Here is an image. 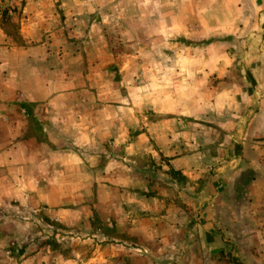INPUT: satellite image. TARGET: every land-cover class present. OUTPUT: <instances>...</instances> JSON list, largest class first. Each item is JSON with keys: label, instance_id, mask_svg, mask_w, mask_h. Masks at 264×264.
I'll list each match as a JSON object with an SVG mask.
<instances>
[{"label": "crops", "instance_id": "1", "mask_svg": "<svg viewBox=\"0 0 264 264\" xmlns=\"http://www.w3.org/2000/svg\"><path fill=\"white\" fill-rule=\"evenodd\" d=\"M73 1L0 0V264H72L71 257L45 250L41 240L48 236V224L55 223L63 251L66 243L80 241L81 230L92 231L93 216L114 233L101 253L94 251L96 258L119 255L122 260L134 245L148 260L167 264H264V0H217L218 11L225 12L217 19V36L239 37L233 45L219 43L221 52H233L220 68L233 69L243 89L234 95L232 115L222 121L233 132L231 141L221 144L218 157L202 159L214 168L184 208L171 200L178 196L171 175H164L169 189L159 182L142 183L125 165L111 169L113 186L97 183L91 189L78 182L83 163L76 152L86 142L76 136L77 113L60 107L74 96L78 78L67 67L60 34L71 19L72 31H78L83 12L76 11V3L83 10L105 2ZM8 22L15 24L19 42L5 27ZM17 103L34 105L31 116ZM155 147L159 170L194 179L191 149L179 153L175 142L161 136ZM242 172L251 179L242 183ZM93 173H99L97 164ZM50 180L56 183L53 204L47 196ZM235 183L242 188L239 198L232 190ZM13 245L19 250L6 248Z\"/></svg>", "mask_w": 264, "mask_h": 264}, {"label": "rangeland", "instance_id": "2", "mask_svg": "<svg viewBox=\"0 0 264 264\" xmlns=\"http://www.w3.org/2000/svg\"><path fill=\"white\" fill-rule=\"evenodd\" d=\"M102 1L104 5L86 10L81 9L80 3L74 5L76 11L83 12L78 31H72L74 19L67 25L61 23L65 28L60 34V45L66 50L63 55L68 69L78 78L71 90L74 96L61 101L65 106L60 102V107L77 113L76 136L81 143L86 142L76 152L83 163L78 182L92 186L91 189L97 183L113 186L111 183L116 180L110 174L111 169L125 165L133 169L132 176L142 183L152 186L159 182L169 189V179L164 175L170 176L171 170L161 171L156 165L160 153L155 142L161 136L163 141L175 142L179 153H189L191 149L195 155V164L190 168L194 179L189 181L176 172L171 186L178 193L171 200L181 208L187 207L185 202L191 199V193L202 186L203 177L214 168L202 159L218 157L221 144L230 142L233 135L222 121L225 115H232L234 95L241 94L243 87L240 82L235 83L233 69L220 68L223 58H233V52H221L218 45L224 40L233 45L239 37L217 36V19L225 14L218 11L217 0ZM5 27L19 42L15 24L8 22ZM17 107L30 116L35 108L23 103H17ZM37 124L36 121L33 126ZM137 142L138 147L125 149ZM65 145L68 148L69 142ZM96 164L97 176L93 173ZM107 168L109 173L105 172ZM242 173L240 180L244 183L250 173ZM47 183L50 185L47 196L53 204L56 183L54 180ZM234 185L233 193L239 198L242 188L240 184ZM90 224L91 232L80 228L85 235H78L80 241L75 245L66 243L67 248L62 251L55 237L59 234L58 226L49 223L48 236L41 243L55 255L59 251L71 257L72 264H167L160 259L148 260L147 253H137L134 245L130 246L129 256L122 260L119 255L101 258L100 254L96 258V254L92 255L94 251L101 253L102 245L114 233L95 216ZM19 247L6 248L14 252Z\"/></svg>", "mask_w": 264, "mask_h": 264}, {"label": "trees", "instance_id": "3", "mask_svg": "<svg viewBox=\"0 0 264 264\" xmlns=\"http://www.w3.org/2000/svg\"><path fill=\"white\" fill-rule=\"evenodd\" d=\"M170 173H171V176H172V177H173L174 175H176V172H174V171H171ZM248 179H251V176H249L246 180H248Z\"/></svg>", "mask_w": 264, "mask_h": 264}]
</instances>
